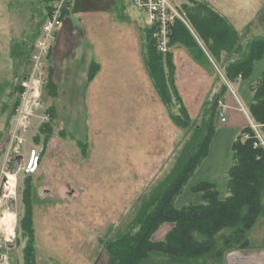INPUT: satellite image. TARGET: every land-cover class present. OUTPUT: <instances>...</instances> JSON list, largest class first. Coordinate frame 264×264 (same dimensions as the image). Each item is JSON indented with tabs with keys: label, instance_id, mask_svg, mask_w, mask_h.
<instances>
[{
	"label": "rangeland",
	"instance_id": "rangeland-1",
	"mask_svg": "<svg viewBox=\"0 0 264 264\" xmlns=\"http://www.w3.org/2000/svg\"><path fill=\"white\" fill-rule=\"evenodd\" d=\"M47 1L0 0V218L12 219L13 225L0 248V264H27L29 211L36 264H109L104 247L111 231L125 232L132 225L140 199L174 168L190 131L174 124L155 89L153 97L138 91L136 33L139 27L148 30L146 15L132 0H73L44 61L41 107L24 119L17 110L21 106L15 108L14 91L28 75L33 87L30 37L40 34ZM260 19L264 22V14ZM200 47H172V54L182 52L174 80L194 124L202 122L218 74ZM93 60L103 69L89 83ZM179 110L174 101L172 112ZM214 126L208 154L175 199L176 208L202 203V192L193 188L202 182L215 184L220 198L226 197L223 172L231 168L232 147L229 134L219 132V114ZM33 152L39 167L29 174L24 166ZM17 156L23 163L14 176ZM5 230L0 224V232ZM251 231L262 237L264 218Z\"/></svg>",
	"mask_w": 264,
	"mask_h": 264
},
{
	"label": "trees",
	"instance_id": "trees-1",
	"mask_svg": "<svg viewBox=\"0 0 264 264\" xmlns=\"http://www.w3.org/2000/svg\"><path fill=\"white\" fill-rule=\"evenodd\" d=\"M184 1V9L204 48L181 22L174 25L172 47L201 46L206 59L222 69L228 80L233 81L238 77L248 79L254 62L264 57V38L242 45L241 35L209 3L202 0ZM47 2L49 4L50 0ZM35 42L36 35L33 34L30 37L28 61L35 49ZM236 54L239 58L233 59ZM144 57L154 89L172 121L176 126L190 131V138L181 148L170 173L142 196L132 225L125 232L121 229L111 231L104 247L109 264H223L229 252L251 247L249 233L264 218V147H255L254 132L250 126L244 128L232 148L234 162L229 172V196L222 200L215 184L202 182L193 188L202 192L203 202L176 208L175 199L208 154L215 133L214 118L219 113V102L224 101L228 86L217 71L213 94L205 105L206 113L201 124H194L174 80L173 54L160 53L149 31L145 35ZM99 69L97 62L91 64L89 83L93 82ZM56 89L54 83L49 84L53 97L57 96ZM252 90L254 102L250 108L251 116L258 124L264 125V73ZM23 91L21 84L14 91L17 96L15 108L20 105ZM174 101L180 105L178 115L172 112ZM245 134L248 138H244ZM165 223L173 224V229L164 241H153V235ZM25 227L31 240L26 251L27 264H36L30 211L25 219Z\"/></svg>",
	"mask_w": 264,
	"mask_h": 264
},
{
	"label": "crops",
	"instance_id": "crops-1",
	"mask_svg": "<svg viewBox=\"0 0 264 264\" xmlns=\"http://www.w3.org/2000/svg\"><path fill=\"white\" fill-rule=\"evenodd\" d=\"M202 1L209 3L213 8H215L218 12H220L228 19V21L235 28V30L241 35L242 45H246L249 41H252L253 39L264 38V22H261L260 19L261 16L264 14V0H202ZM184 4H186L185 1ZM48 8H49V4H47L45 20L47 19V13L49 11ZM258 22L260 24H258ZM138 32L136 33V38H138L139 40H137V44H135L134 47V53L136 57L135 60L138 62V64H134L137 68L135 69V71L138 72L137 76L139 77L137 82L138 91H141L142 89L145 95L148 96L149 94H151V96L153 97L154 86L147 72L145 57H144L146 31L144 30L141 31L139 27ZM174 52L175 51H173V59H174V64L177 67L179 62L183 60L182 59L183 57H182V52H178V53L176 52L175 54ZM238 56H239L238 54L233 55V59L234 58L238 59L239 58ZM201 61H205V59L203 58L201 59ZM93 62H97L100 65V69L97 74L98 76L101 73L103 66L101 63H99L96 60H93L92 63ZM263 73H264V57L254 62L252 74L248 79H243L241 77H238L233 81H230L232 90L236 93L237 97L240 99V101L243 103V105L246 107V109L249 112L251 107L250 108L247 107L246 103H251L250 105L252 106L254 102V93L252 89L259 83ZM97 76L95 77V79L97 78ZM176 77H177V85H178L177 69H176ZM213 88H214V83L212 82L210 91L214 90ZM148 89H150L149 93L147 92ZM223 104L224 107L219 111L224 112L225 114L224 116L226 120L225 122H223L219 115L220 121L223 124L222 129L219 132H225V134H229V140L227 141V146L229 147V149H231L230 147L233 148V144L241 135L242 130L247 126H249L250 122L247 115L239 109L238 100L230 89L227 91V93L224 96ZM213 142H215V139ZM232 153H233V149H232ZM233 162H234V154H233L231 166L233 165ZM228 169L230 168L228 167ZM228 169H226L225 172H223V176H225V181L227 182V192L225 198L229 196ZM225 198H222V200H224ZM165 224L167 225L165 226H163L164 224L161 225L163 227L160 226L159 230L161 228L162 229L160 231L158 230L159 232L157 231L158 233L156 232L154 234L153 238L155 241L164 240L167 234L173 229L174 226L173 224L170 223H165ZM249 239L251 242L250 248L242 249V250H234L229 252L225 256L223 264H264V234H262L261 237L251 231L249 233Z\"/></svg>",
	"mask_w": 264,
	"mask_h": 264
},
{
	"label": "built area",
	"instance_id": "built-area-1",
	"mask_svg": "<svg viewBox=\"0 0 264 264\" xmlns=\"http://www.w3.org/2000/svg\"><path fill=\"white\" fill-rule=\"evenodd\" d=\"M132 2L138 10L142 11L146 15V28L152 33L155 46L160 53L168 54L172 52V31L177 22L184 24L194 34L192 24L184 9L182 0H132ZM72 4L73 0H50L49 2L47 19L40 28V34L36 39L35 49L31 57V61L33 62V65H35L34 70L30 75L33 87H30L28 84L29 75L22 83L24 91L20 95L21 107H18L17 110L18 113H21V116L24 117V119H26L25 114H32V111L38 110L41 107L39 87L41 86L44 61L49 56V51L57 43L59 32L65 19H67V15L71 12ZM213 64L215 63L213 62ZM215 66L228 86V89H230L237 98L239 109L243 111L249 119V126L256 137L255 147H264V125L258 124L252 118L250 112L232 90L230 80L225 77L222 69H220L216 64ZM31 89L34 90L32 93H30ZM219 106L220 109L224 107L222 101L219 102ZM219 115L221 120L225 122L226 119L224 112L219 111ZM244 138H248V135L245 134ZM38 165L39 155H37L36 152H33L29 158V162L24 166V168L27 173L31 174L36 172Z\"/></svg>",
	"mask_w": 264,
	"mask_h": 264
},
{
	"label": "water",
	"instance_id": "water-1",
	"mask_svg": "<svg viewBox=\"0 0 264 264\" xmlns=\"http://www.w3.org/2000/svg\"><path fill=\"white\" fill-rule=\"evenodd\" d=\"M23 163V157L22 156H17L15 159H14V166L12 168V174L13 175H16L19 170H20V167H21V164ZM8 180L5 179L3 181V185L5 186V184H7ZM3 196V187L1 188L0 190V202H1V198ZM10 209H13L14 207V204H13V201H11L10 203ZM4 239H5V236L2 232H0V248L3 246V243H4ZM3 259V256L0 254V261Z\"/></svg>",
	"mask_w": 264,
	"mask_h": 264
},
{
	"label": "bare ground",
	"instance_id": "bare-ground-1",
	"mask_svg": "<svg viewBox=\"0 0 264 264\" xmlns=\"http://www.w3.org/2000/svg\"><path fill=\"white\" fill-rule=\"evenodd\" d=\"M8 180L9 181L13 180V175H9ZM5 189L7 190V184ZM11 223H12V219L10 218H3V219L0 218V224H2L6 228V230L4 231V236H6V238H8L9 234L13 233V229H12L13 225L11 226Z\"/></svg>",
	"mask_w": 264,
	"mask_h": 264
}]
</instances>
